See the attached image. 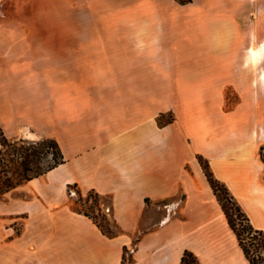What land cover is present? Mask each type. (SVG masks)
I'll return each instance as SVG.
<instances>
[{"label": "crops", "instance_id": "obj_1", "mask_svg": "<svg viewBox=\"0 0 264 264\" xmlns=\"http://www.w3.org/2000/svg\"><path fill=\"white\" fill-rule=\"evenodd\" d=\"M11 1L0 21V126L7 138L56 139L65 161L0 198V264H122L135 236L131 264H180L185 250L201 264H250L199 157L264 232V83L236 63L257 58L238 51L253 38L237 30L264 24V0H73L85 14L74 45L181 46L154 64L48 56L49 30L20 15L65 8ZM228 88L248 95L226 113ZM147 103L177 115L161 124ZM70 185L107 197L121 231L108 237L73 211ZM171 202L162 221L158 206Z\"/></svg>", "mask_w": 264, "mask_h": 264}, {"label": "rangeland", "instance_id": "obj_2", "mask_svg": "<svg viewBox=\"0 0 264 264\" xmlns=\"http://www.w3.org/2000/svg\"><path fill=\"white\" fill-rule=\"evenodd\" d=\"M20 4L26 5L30 4L26 2V0H18ZM40 2H36L40 4ZM51 4H53V0H49ZM54 4H58L59 8L62 6L65 8V12L55 13V12H27L23 13L20 16L25 19V17H29V22L34 25V27H46V30H49V34L51 36V43L49 45H44L43 49L48 52V56H129V58H136L138 56H143L147 62H151L154 64L156 56H179L178 51H175L177 48H181V46H162V45H137V44H110V45H74V26L77 23L75 16L78 18L82 17V21L84 20L85 14H75L73 12V0H56ZM180 3H186L191 0H178ZM31 2V1H29ZM11 0H2L1 8H0V21H8L10 18V13L7 11V6L10 5ZM35 4V3H34ZM4 6L6 8H4ZM30 10V9H28ZM15 15V14H13ZM251 18H255V16L250 13L247 14V19L251 20ZM258 20L262 22L264 19V13L258 15ZM79 23V22H78ZM261 24V23H260ZM238 34H241L242 37L246 38L251 36L253 41L251 44L241 45V48L238 49L239 52L248 55L252 54V49H257L258 54L255 59L253 56H238L237 64H241L242 70H246L247 72L257 73L259 76V82L264 83L263 72H264V50H260V47L264 43V24L259 25L257 29H242L240 32L237 30ZM255 37H257L255 39ZM137 39V38H136ZM233 46H231L232 48ZM237 52V53H239ZM234 50H232V54L234 55ZM182 56L186 55V50L182 49ZM231 55V56H233ZM233 61L230 59H225L224 64L227 70L231 69ZM231 64V65H230ZM197 65V64H196ZM202 66H207V63L200 64ZM246 93H235L232 88H228L225 93L226 104L224 106V110L226 113H229L233 110V108L237 105L240 100L244 98L247 99ZM191 108H188V110ZM147 116L157 114V118L159 122L162 124L167 122L170 119L175 118L177 112L174 109H156L150 107L149 103H147ZM45 135H39V137L35 138V136H31L28 138H8V143L4 147H2V151L0 154V185L4 181V179L8 177H13V170L17 167L18 163H20V159L17 158L15 152V156L13 155V149L15 148L12 143L14 141H19L20 139H25L23 144L20 143L17 145L18 148H28L30 141H37L43 138H46ZM11 143V144H10ZM39 168H44L46 165V160L42 161L41 157L38 159L37 163ZM11 170V171H9ZM80 190V193L78 192ZM90 192V191H89ZM89 192H83L79 187H75L74 185H70L68 187V204L73 211L78 213H82V211H87L96 215L98 217L99 222L103 225H110L111 230H116L115 226H112V206L111 202L107 197H101L100 199V210L97 209L94 200L89 196ZM96 192V191H95ZM176 203H161L158 207L160 208V212L164 214L162 221L165 218H170V215L175 211ZM159 211V209H158ZM84 214V213H83ZM106 215L107 221L104 218ZM236 223L239 228H242L246 225V222L234 216ZM21 226L19 225V231ZM243 238L247 245L251 246V249H255V246L250 245L251 239L250 235L247 232H243ZM136 236L133 237V243L129 246V248L124 249V259L122 264H131L134 261V250L136 249L137 243ZM256 253V251H255ZM260 254V253H259Z\"/></svg>", "mask_w": 264, "mask_h": 264}, {"label": "trees", "instance_id": "obj_3", "mask_svg": "<svg viewBox=\"0 0 264 264\" xmlns=\"http://www.w3.org/2000/svg\"><path fill=\"white\" fill-rule=\"evenodd\" d=\"M23 140L25 139H20L19 141H14L12 143V145H14L15 147L13 149V155L15 156V152H17L16 156L18 159H20V163H18L17 167L14 168L13 177H8L1 183L0 198H2L8 191L19 186L23 182L31 180L35 177H39L65 161L61 147L56 139L52 137H46L41 140L28 142V148H18V144H23L25 142ZM8 142V138L5 136L0 126V154L2 151V147L9 144ZM40 157L42 161L46 160V165L44 166V168H39L37 165L38 159ZM199 160L209 180V183L227 217V220L239 240V243L247 260L250 264H264V232L261 230H257L252 226L248 216L243 211L234 196L231 194L227 185L214 176L208 160L202 156L199 157ZM74 186L77 187V185ZM78 192L79 194H81L80 190H78ZM89 196L93 198L96 206L98 207L97 209L100 210L101 196L94 190H91L89 192ZM82 213L90 217L98 225L102 232L108 237H114L121 231L115 221H113L112 223V226H115L116 228V230L114 231L109 228V224L105 226L101 222H99L96 215H93L92 213L87 211H82ZM235 215L236 217L243 219L246 222V225L242 228H239L234 218ZM104 218L106 219V222L109 223V221H107L106 215H104ZM243 232H247L250 235V245L253 244L255 246V249H251V246L247 245L245 239L243 238ZM180 264L201 263L193 254V252L185 250L182 255Z\"/></svg>", "mask_w": 264, "mask_h": 264}]
</instances>
